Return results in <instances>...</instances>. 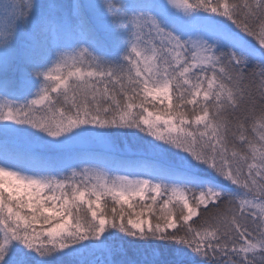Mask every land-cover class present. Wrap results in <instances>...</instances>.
Here are the masks:
<instances>
[{
    "label": "snow or ice",
    "instance_id": "snow-or-ice-1",
    "mask_svg": "<svg viewBox=\"0 0 264 264\" xmlns=\"http://www.w3.org/2000/svg\"><path fill=\"white\" fill-rule=\"evenodd\" d=\"M0 264H264V0H0Z\"/></svg>",
    "mask_w": 264,
    "mask_h": 264
}]
</instances>
